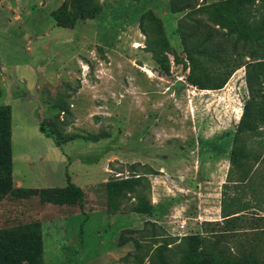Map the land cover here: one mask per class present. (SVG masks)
<instances>
[{
  "label": "rangeland",
  "instance_id": "1",
  "mask_svg": "<svg viewBox=\"0 0 264 264\" xmlns=\"http://www.w3.org/2000/svg\"><path fill=\"white\" fill-rule=\"evenodd\" d=\"M183 2L172 10L169 0H88L81 8L76 0H0V111L11 116L0 242L37 237L33 264H179L181 239L207 237V222L222 221V193L237 195L248 218L263 216L251 209L264 199L260 183L237 191L238 175L227 179L248 99L245 70L213 92L187 82ZM156 27L170 48L168 69L147 52ZM129 179L137 182L107 196L108 182ZM68 183L83 191L81 203L53 191Z\"/></svg>",
  "mask_w": 264,
  "mask_h": 264
},
{
  "label": "trees",
  "instance_id": "2",
  "mask_svg": "<svg viewBox=\"0 0 264 264\" xmlns=\"http://www.w3.org/2000/svg\"><path fill=\"white\" fill-rule=\"evenodd\" d=\"M181 1V10L187 11L178 33L189 70L187 82L203 92H213L221 90L237 70H245L248 99L233 136L227 179L228 183L234 182L232 175H238V185L232 187L237 191L239 184L249 189L252 180L258 181L264 191V171L258 169L264 165V0H218L202 5L169 0L172 10H177ZM76 2L80 8L88 4V0ZM154 31L157 34L148 42L147 52L160 67L168 69L165 53L170 48L160 30L156 27ZM141 32L149 37L143 28ZM10 130L8 108L0 111V163L5 166L11 165ZM40 131L44 133L41 124ZM136 182H108L106 194L110 199L118 198L124 187ZM223 188H227L226 184ZM53 191L71 203H81L84 197L83 191L71 183ZM237 202V195L229 198L222 193V221L207 222L212 228L207 237L184 236L177 246L182 255L179 264H264V199L256 200L251 208H257L263 216L250 212L249 218L242 214L246 206L238 208ZM168 245L158 250L170 249ZM41 252L37 237H25L11 245L0 242V264H33Z\"/></svg>",
  "mask_w": 264,
  "mask_h": 264
},
{
  "label": "crops",
  "instance_id": "3",
  "mask_svg": "<svg viewBox=\"0 0 264 264\" xmlns=\"http://www.w3.org/2000/svg\"><path fill=\"white\" fill-rule=\"evenodd\" d=\"M54 27H55V29H56V31H58V30H64L66 33H68V34H70V36H71V34L73 33V29H71V28H64V27H62V26H59V25H56L55 23H54ZM57 36V35H56ZM70 36H69V38H70ZM197 90V89H196ZM39 109H40V103H39ZM39 112V111H38ZM40 114V113H39ZM40 129V128H39ZM133 158V157H132ZM136 159V161L138 162V161H141L140 159H137V158H135ZM94 165H96V164H94ZM91 166V165H90ZM89 166V167H90ZM90 173H92V171L90 170V168H88L87 167V171H86V175H87V177L89 178V181H91V180H93V178L90 176ZM66 175V174H65ZM143 177H146V178H150L149 177V175H142ZM139 176H136V178H138ZM73 182H75V181H73ZM152 182V181H151ZM19 183V182H18ZM20 184V183H19ZM74 184V183H73ZM21 185V184H20ZM77 186V185H76ZM66 187V186H65ZM61 188H63V187H61ZM87 190H89V188H86ZM84 190V189H83ZM86 191V190H85ZM153 197H154V201H156V199H157V194L155 193V194H153ZM153 207H154V209H157V205H156V203L155 204H153ZM182 210L183 211H186V209H184V208H182ZM179 214L180 215H182L183 213L182 212H179ZM197 214L198 215H200L201 216V213H199V211L197 212ZM174 216V215H173ZM185 218L183 217V221L181 220V221H179L180 223H183V222H185V220H184ZM158 223H160V222H158Z\"/></svg>",
  "mask_w": 264,
  "mask_h": 264
}]
</instances>
